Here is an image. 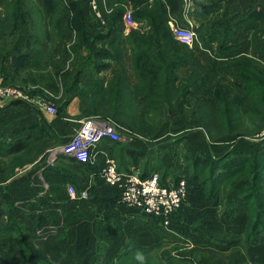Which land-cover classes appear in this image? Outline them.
I'll list each match as a JSON object with an SVG mask.
<instances>
[{
    "label": "crops",
    "instance_id": "1",
    "mask_svg": "<svg viewBox=\"0 0 264 264\" xmlns=\"http://www.w3.org/2000/svg\"><path fill=\"white\" fill-rule=\"evenodd\" d=\"M7 1L0 0V21L13 12ZM48 1L36 0L35 15L25 9V22H0V56H4L0 57V84L22 92L20 97L0 95V139L11 156L28 158L17 164L14 175L9 177L15 183L16 197L1 194L0 204L9 200L20 204L14 210L15 222L27 236L35 237V228L41 225L61 234L65 227H70L72 218L88 228L87 232L103 235L107 229L117 228L114 225L120 221L128 222L127 225L144 221L147 216L123 203L118 188L100 176L107 157L115 159L120 170L138 172L142 177L156 171L162 177L170 168L165 178L168 185L187 175L191 177L183 154L204 153L209 136L191 114L179 115L175 110L193 108L202 100L216 111L218 100L211 82L225 76L233 93L232 89L242 84L241 66L253 64L264 70V0H200L190 6L182 0H172L174 7L171 0H95L97 6L93 0H84L74 8L78 9V22H73L71 8L49 5ZM158 3L167 9L169 25L178 19L196 31V47L207 45L206 52L184 57L135 56L138 43L131 32L153 33L148 16ZM128 9L133 12L134 24L125 19ZM116 10L120 14L114 20ZM163 41L149 40L152 54H159ZM71 56L80 57L82 67L75 76L79 86L75 83L76 87L70 88L62 99V105L57 106L58 112L51 113L48 106L52 105L45 95L58 99L54 93L61 85L60 75L50 62L57 57L65 62ZM156 59L165 67L153 66ZM169 73L176 79L153 80ZM194 75L197 79L189 80ZM200 75L207 82L202 86ZM154 91L162 94L154 101L168 110L158 131L146 134L130 130L123 137L120 129L122 138L99 143L91 163H80L72 154L63 152V146L89 116L88 110H100L94 116H101L103 110L120 116L122 110L131 108L152 109L149 94ZM166 93L167 96L163 95ZM165 125L170 128L165 130ZM229 139L225 137L223 141ZM208 145L211 149L210 142ZM69 185L78 189L89 187L90 197L70 198ZM30 191L35 195H24ZM108 221L112 226L104 225ZM7 223L6 213L0 210V262L8 250ZM19 255L15 260L22 263L23 254Z\"/></svg>",
    "mask_w": 264,
    "mask_h": 264
},
{
    "label": "rangeland",
    "instance_id": "2",
    "mask_svg": "<svg viewBox=\"0 0 264 264\" xmlns=\"http://www.w3.org/2000/svg\"><path fill=\"white\" fill-rule=\"evenodd\" d=\"M83 1L49 0L47 3L57 7L64 5L71 8L70 16L75 17L73 22H78V13L76 12L78 9L74 10V8ZM8 2L12 3L9 4L12 7L28 9L35 15L36 0H9ZM7 21L20 22L22 19L18 17L13 19L10 15ZM170 27L173 33V24L170 23ZM178 42L179 48H181V52L177 48L178 55L183 57L195 56L197 51L206 52L204 48H208L204 44L202 47H196L197 45L188 47L180 41ZM219 47L222 48V46ZM218 51L222 53V50ZM0 57L4 58V56ZM45 62L49 61L45 59ZM51 63L55 65V72L60 75L61 86L59 91L54 93L58 96V99H55L57 101L52 100L48 93L45 97L58 112L59 107L57 106L62 105V99L70 88L76 87L75 76L77 74L78 77V70L82 65L79 56H71L65 62L62 57H57ZM259 72L257 71V74L261 77ZM196 79L195 75L189 77V80ZM199 79L201 86L207 83L205 77L200 75ZM257 79L259 80V78ZM225 80L227 79L224 76V78L217 77L216 82H211L215 85V92L220 91L221 98L223 95L228 98L230 92L228 91L230 86ZM241 83V86H236L232 89L233 93H230L238 99V103L234 104L236 112L242 114L240 121H233L234 126L229 125L228 117L220 115L217 117L210 111L209 104L205 101H203L205 103H199V107L198 105L196 108L193 107L194 110L191 107L175 110V113L179 115H192L191 111L193 110L194 115L196 114L203 121L202 124L205 126L200 125L209 136L208 141L211 149L208 145L209 142H206V146L203 147L204 153L200 152L193 156L183 154L186 166H188L187 162H192L194 158L198 157L197 170L199 173H204L205 166L202 164L211 163V160L216 158H224L230 153H236L237 163L236 167H230L229 170L227 169L228 171L222 170L214 174L217 175V178L212 175L213 173L209 169L203 174V178H210L211 181L204 184L203 187L201 186L202 179L193 181L194 179L191 178V180L188 175L185 176L190 179L192 186L188 194L189 197L187 196L178 211L179 213L177 212L169 223L166 224L161 220L145 216L144 221L137 220L129 222L127 225L125 223L128 222L120 221L119 225H114L117 228L107 229V233L96 235L87 232L88 228L83 224L78 225L77 218H72L70 227H65L66 231H63V234H55V228L48 229L41 225L40 228H35V237H31L11 228V225L14 227V210L19 208L20 204L11 200L7 203L3 201L0 204V210L6 213L9 220L6 228L11 229L5 234L8 250L0 264H23L15 260V256H20L21 253L26 254L29 259V253L19 251L20 253L16 254L11 251L13 249L21 250L23 240L25 245L37 252L35 261L29 260L30 264H264V196L261 198V193H257L253 200L248 202L245 199L247 195H250V188H238L242 177L249 173H255L253 166H249L246 170L247 157L252 156L251 158L255 159L253 156L259 153V157L264 159V118L262 119L256 114L251 115V112L248 113L249 107L259 105L257 97L254 99V93L249 89L254 83L251 76L247 81L241 78ZM77 86H79L78 83ZM159 107L160 109L156 110L131 108L124 110L120 116H114L111 110H103L101 116L115 123L119 132L122 129L123 132L120 133L123 137L130 130L147 134L148 130L159 129L160 123L166 119L163 116L164 107ZM147 110L152 111V114L149 115ZM99 111L88 110V117H94V114ZM217 111L218 107L214 112ZM103 113H106L104 117ZM145 121L147 122L143 124ZM116 123H121V125ZM164 128L168 130L170 126L165 125ZM225 137H230V139L223 141ZM181 153L183 152L181 151ZM26 159L28 158L11 156V153L0 154V195L7 193V198L16 197L15 183L9 177L14 175L15 166ZM169 169L166 170L169 172ZM261 172L255 174L257 182L264 179V166L261 168ZM214 181L219 189L213 192V195L217 194L212 197L210 192ZM261 184L264 185V180ZM262 191L264 193V188ZM30 193L25 194L24 192V195H35V192L30 191ZM104 225L110 227L112 222L108 221Z\"/></svg>",
    "mask_w": 264,
    "mask_h": 264
},
{
    "label": "built area",
    "instance_id": "3",
    "mask_svg": "<svg viewBox=\"0 0 264 264\" xmlns=\"http://www.w3.org/2000/svg\"><path fill=\"white\" fill-rule=\"evenodd\" d=\"M95 0H93L94 2ZM200 0H182L185 6ZM94 6H97L94 3ZM100 14V13H99ZM125 19L129 24L136 23L132 10L125 12ZM173 34L185 46L194 47L198 36L192 27L182 25L178 19H173ZM0 95L20 97L22 92L17 87L0 84ZM51 113H57L54 106H48ZM121 134L115 123L100 116L86 118L70 141L63 146V152L72 154L80 163H91L97 155L98 145L103 140L119 141ZM100 176L110 186L118 188L121 201L133 206L143 213L159 218L169 223L180 210L190 192L187 178H182L177 184L164 185L161 183L159 172L142 177L138 172L120 170L117 161L108 156L105 164L99 170ZM90 188L78 189L74 185L68 186L70 198L87 199Z\"/></svg>",
    "mask_w": 264,
    "mask_h": 264
},
{
    "label": "trees",
    "instance_id": "4",
    "mask_svg": "<svg viewBox=\"0 0 264 264\" xmlns=\"http://www.w3.org/2000/svg\"><path fill=\"white\" fill-rule=\"evenodd\" d=\"M10 3L11 2H8V1L6 2V4L8 6H10L9 5ZM171 5L173 7L175 6V4L172 0H171ZM10 7H12V6H10ZM12 10H13V12L6 14L5 17L1 18L0 22L6 23V20H8L10 18V15L12 16L13 19H16L18 17L19 19H22V21L25 22L26 16H27L25 9H22V7L16 6V8L12 7ZM113 14L115 15L114 20H116L119 17L120 10L114 11ZM77 17L79 19V16H77ZM148 17L150 18L151 24L153 25V33L147 34L145 32H142V30H133L131 32L133 34V36L135 37V39H137V43H138L136 45L135 56H171V55L172 56H180V55H178V51H177V48L180 47L178 44L179 42H178V40H176V38H174L171 27L169 25V14H168L167 9L163 5L158 3L155 6V9H153L150 12ZM109 20H112V18L109 17ZM13 22L16 23L18 21H13ZM157 38L158 39L163 38L164 43L159 45V49H160L159 54L154 55L151 53V48H150L151 46H150L149 40L150 39H157ZM179 52H181V48H179ZM152 63H153V66H157L158 68L165 67L164 63L160 62L159 59L153 60ZM168 66L171 67L170 64H168ZM250 69H254V70H250ZM255 71H256V73H255ZM257 71H260L259 73L261 74V77L257 74ZM239 73H240V75L244 81H247L251 76L252 81H254V83L249 87V89H250V91H252L254 93V99H256V97H257V102L259 103V105H258L259 107L258 106L249 107L248 113L251 112V115L256 114L263 119L264 118V70L261 69V67H259L257 65L255 66L253 64H249V65L241 66V70L239 71ZM155 77H157V78H153V80H162L165 82H169V81L176 79V77L173 79V77L171 76L170 73H169V76H166V77H159V76H155ZM257 78H259V80ZM167 90L169 91L170 88L168 87ZM228 91H230V90H228ZM157 92L154 91V92H150V94H149L153 100L152 105L154 108H152V110H156L158 108L160 109L159 106H161V104L159 102L154 101V99H157V98H159L160 95H162L161 93L158 94ZM215 94H216L217 100H218V111L214 112V110L208 106L209 110L212 111L213 113H215V115L217 117L219 115L221 117H228L230 119L229 125L234 126L235 123H233V121H240L239 119L242 116L241 113L238 114L236 112V108L234 106L235 103H238L237 97L231 95L230 92H229L228 98H225L224 95H223V98H221L220 91H217V93L215 92ZM163 95L167 96L168 94L166 93ZM201 102H203V101L202 100L198 101L194 107L196 108V106ZM203 103H205V102H203ZM199 106L200 105H198V107ZM193 110L191 111L192 116L200 124H202L203 121H201L196 114L194 115ZM122 111L124 112V110H122ZM147 111H149V110H147ZM166 112H168L167 109H165L164 113H166ZM149 113H150L149 115H151L152 111H149ZM146 122L147 121H145L143 124H145ZM202 125L205 126L204 124H202ZM225 125H228V124L225 123ZM157 130L158 129L156 128V130H151V131L148 130V132H152V131L156 132ZM3 147H4V144L2 143V141L0 139V154L1 153H7L8 154L9 151L5 150L4 149L5 147L4 148ZM130 150L132 151L133 149H130ZM230 157H233L234 159H232ZM235 157H236V153H230L228 156H226L224 158H216L214 160H211V163L202 164L203 166H205L204 173H206L210 169V172L213 173L212 175L217 178V175H214V174H216L222 170L228 171L230 169V167H236V163H237L236 159L237 158H235ZM251 157L252 156L247 157L248 161H247V165H246V170L248 169L249 166H253V168L255 169V173H253V174L249 173L248 175H245L244 177H242L240 180V183H239V187H238V188H242V187H247V188L249 187L250 188L249 189L250 195L249 196L247 195V197L245 199L248 202L253 200L254 196L257 193H261V198H263V196H264V193L262 191L264 188V185L261 184L264 179H260L257 182V179L255 178L256 173H262L261 168L264 166V159H261L259 157V153H257L256 155L253 156L255 159H253ZM197 160H198V157L194 158L192 160V162H187V164L189 166V167L187 166V169H188V173H190L189 175L191 176L190 179L192 178V179L197 180V181H200L202 179L201 186L203 187V186H205L204 184H206V183L208 184L209 181H211V179L210 178L204 179L203 178L204 173L198 172L197 167L199 165V161H197ZM165 171L168 172L167 170H165ZM166 172L161 177V183L164 185H168L167 182L165 181ZM213 176H212V178H213ZM187 179L189 181L190 189H191V187H192L191 181L189 178H187ZM179 181L180 180H177L175 184H177ZM215 183H216V181L212 182V184H214V186H212V191L210 192V196H212V197H214L217 194V193H215L213 195V192H216L217 189H219V188H217ZM248 202H247V204H249ZM144 214H146V213H144ZM146 215L150 219L155 218L157 220H160L159 218H156L154 216H151L148 214H146ZM174 217H175V215H174ZM13 223H14V227H13V225H11V228H13L14 231L17 230L24 235V232L19 228V226L16 224V222L14 221ZM11 228H5V234H7V231L10 230ZM21 244H22V247H21L22 252L23 253H25V252L29 253V255H30L29 259H28L26 257V254L25 255L23 254L22 263L23 264H27V263L30 264V261H29L30 259L35 261L37 252H35V250H33L32 248H29L28 245H25L24 240L21 242Z\"/></svg>",
    "mask_w": 264,
    "mask_h": 264
}]
</instances>
